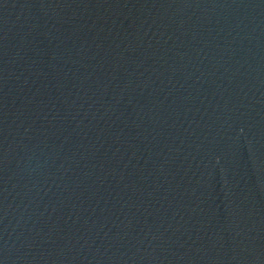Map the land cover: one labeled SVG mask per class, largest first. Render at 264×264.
Here are the masks:
<instances>
[{
	"label": "water",
	"instance_id": "water-1",
	"mask_svg": "<svg viewBox=\"0 0 264 264\" xmlns=\"http://www.w3.org/2000/svg\"><path fill=\"white\" fill-rule=\"evenodd\" d=\"M0 264H264V0H0Z\"/></svg>",
	"mask_w": 264,
	"mask_h": 264
}]
</instances>
